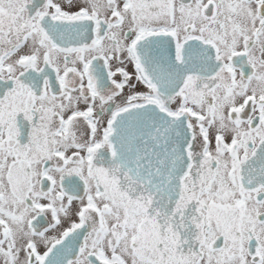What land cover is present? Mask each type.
Returning <instances> with one entry per match:
<instances>
[{
    "label": "snow or ice",
    "instance_id": "obj_1",
    "mask_svg": "<svg viewBox=\"0 0 264 264\" xmlns=\"http://www.w3.org/2000/svg\"><path fill=\"white\" fill-rule=\"evenodd\" d=\"M0 264H264V0H0Z\"/></svg>",
    "mask_w": 264,
    "mask_h": 264
}]
</instances>
